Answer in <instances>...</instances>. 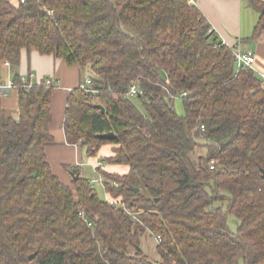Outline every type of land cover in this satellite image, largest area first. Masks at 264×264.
<instances>
[{"label":"trees","instance_id":"16d2710c","mask_svg":"<svg viewBox=\"0 0 264 264\" xmlns=\"http://www.w3.org/2000/svg\"><path fill=\"white\" fill-rule=\"evenodd\" d=\"M248 2L258 39L264 2ZM23 51L90 71L63 129L89 157L112 145L101 162L129 168L97 169L109 200L79 169L66 167L70 186L51 170L57 82L16 73L17 116L2 107L1 66L18 68ZM263 171V82L190 0H0V264H264ZM148 233L159 261L141 249Z\"/></svg>","mask_w":264,"mask_h":264},{"label":"crops","instance_id":"0c3cea01","mask_svg":"<svg viewBox=\"0 0 264 264\" xmlns=\"http://www.w3.org/2000/svg\"><path fill=\"white\" fill-rule=\"evenodd\" d=\"M261 1L264 2V0ZM190 2L201 10L213 30L227 46L233 49H240L243 52L253 53L254 51V67L258 72L264 73V32L258 39H253V32L259 21L260 14L250 6L248 0H190ZM244 48H247V50ZM2 68L12 69L6 63L2 64ZM29 73L35 76L34 80L36 82L44 79H52L58 83V88L51 98L53 123L49 127L50 133L54 138V145L47 147L46 155L48 158V156L57 153L58 158L64 162L62 164L67 166L68 161L72 162L76 156L80 158L81 153L80 146L69 145L66 142L63 122L67 106V97L72 89L80 86L83 77H87L89 72L83 74L77 66L69 67L62 60H56L51 56H41L37 52H32L28 57L27 53L23 51L19 74L26 76ZM12 76L13 72L8 75L6 85L1 82L3 87L7 86L9 82H12ZM11 89L13 91L9 92V89L2 98V107L5 110H17L18 108V93L15 89ZM54 103H57V106H59V120L56 124L54 119ZM55 125H59V128H56ZM64 142L66 146L57 147L58 143L61 144ZM112 149V145H105L100 149L97 157L91 158L90 164L94 167L96 173L98 168L121 175L129 171V168L125 166L105 165L101 162L102 158L112 156ZM100 180L101 182L103 180L101 176H99ZM105 200H109L107 194Z\"/></svg>","mask_w":264,"mask_h":264},{"label":"rangeland","instance_id":"374dc122","mask_svg":"<svg viewBox=\"0 0 264 264\" xmlns=\"http://www.w3.org/2000/svg\"><path fill=\"white\" fill-rule=\"evenodd\" d=\"M244 49L247 50V48H244ZM246 50H244V51H246ZM253 53H254V51H253ZM11 72H13V75L16 74V73L19 74V67L15 68V69L13 68L11 70L5 69V68L1 69L2 82L4 83V85H6L7 77H8L9 74H11ZM88 72H90V71L87 69L85 71V73H88ZM85 78L86 77L84 76L82 81H85ZM12 91H13L12 89L9 90V92H12ZM10 94H12V93H10ZM58 107L59 106H57V103H54V107L53 108H54V113H55L54 114L55 124L59 120ZM175 109H176V111H177V113L179 115H183L184 114V109H183L182 103L179 100L175 101ZM6 111L8 113H10L14 117L17 116V110H11L10 109V110H6ZM55 127L59 128V125H55ZM63 146H66L65 142L61 143V144L58 143L57 147H63ZM80 152H81L80 153V158H78L76 156L72 160V162H69V161L67 162V164H66L67 166H64V164H62L64 162H62L58 158V156H57L58 154L57 153L55 155L48 156L47 160H48V162L50 164V167H51V170H52L53 174L55 176H57L58 179L62 183L70 186L71 185L70 180L72 181L73 175L71 174L70 171H68V168H73V169L77 168L81 172V177L88 179L90 182H92L93 180H97L98 181L95 184H92V183L91 184L93 185L94 189L97 191V194H98L99 198L101 200H105L106 194H105V191H104L103 183L101 181H99L98 174L96 173L94 167L90 164L91 158H95V157H89L87 155L86 148L81 147ZM61 165H63V166H61ZM66 167H68V168H66ZM226 207H227V204L224 205V209H226ZM228 226H229V228H230V230L232 232H236L237 231L238 221L236 220V218L233 215L228 217ZM157 241H158L157 238L154 235L153 236L150 235L149 233L144 235V237L141 240V246H142L141 249H142V251L148 256V258L151 261H154V262L160 260L158 254L156 253V250H155Z\"/></svg>","mask_w":264,"mask_h":264},{"label":"built area","instance_id":"2783aa9c","mask_svg":"<svg viewBox=\"0 0 264 264\" xmlns=\"http://www.w3.org/2000/svg\"><path fill=\"white\" fill-rule=\"evenodd\" d=\"M21 3H24L25 0H20ZM232 49V52H233V61L240 67H246V68H250L252 69L254 72H256L259 77L261 78L262 82H263V85H264V73H261V72H258L254 65H255V56L252 52H243L242 50L240 49ZM6 65H9L8 63H6ZM30 79L33 80L35 79V76L33 74H31L30 76ZM26 77L24 76L23 77V80L25 81ZM55 82L54 80L50 79V80H47V84H51ZM90 85V79L89 77L87 76L85 78V81H84V85L82 86L83 89H86L88 88V86ZM13 88V84L12 82H9L7 84V86L3 87L2 86V90L4 91V93H7V91L9 89ZM139 93L138 91V88L136 86H133L131 89H130V92L128 94V97L130 98H133L135 97L137 94ZM202 130H204V127H202ZM211 169H213V167H211ZM101 181V180H100ZM98 181L97 180H93L91 183L92 184H95L97 183Z\"/></svg>","mask_w":264,"mask_h":264},{"label":"water","instance_id":"95a60500","mask_svg":"<svg viewBox=\"0 0 264 264\" xmlns=\"http://www.w3.org/2000/svg\"><path fill=\"white\" fill-rule=\"evenodd\" d=\"M5 94V93H4ZM96 108L100 109L101 112L104 114L105 113V109L102 107V106H96ZM100 139L102 140H108V141H111L115 138V135L113 133H110V134H104V135H100L98 136ZM74 178L77 180L80 178L79 175H75ZM263 179H264V171H263ZM134 192H138L137 189L133 190Z\"/></svg>","mask_w":264,"mask_h":264}]
</instances>
